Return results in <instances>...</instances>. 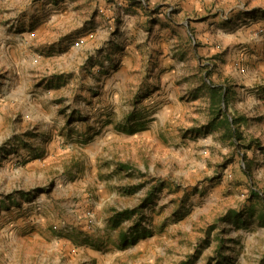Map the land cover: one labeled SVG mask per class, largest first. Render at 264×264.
Returning <instances> with one entry per match:
<instances>
[{
  "label": "rangeland",
  "instance_id": "obj_1",
  "mask_svg": "<svg viewBox=\"0 0 264 264\" xmlns=\"http://www.w3.org/2000/svg\"><path fill=\"white\" fill-rule=\"evenodd\" d=\"M62 1L0 0V264H264V0Z\"/></svg>",
  "mask_w": 264,
  "mask_h": 264
},
{
  "label": "crops",
  "instance_id": "obj_2",
  "mask_svg": "<svg viewBox=\"0 0 264 264\" xmlns=\"http://www.w3.org/2000/svg\"><path fill=\"white\" fill-rule=\"evenodd\" d=\"M79 0H64L61 3L65 4L66 7L63 5L61 8L64 9V13H60L59 15L62 16V19L58 21V26H62L63 30L66 31V26L70 25L69 29L72 28L71 24V19L70 17L72 16L73 13L76 14V12H79V8H77V2ZM114 3H107L106 0H87V7L86 8H95L97 5L100 8V10L103 11V14H108L112 13L116 8H115V3L118 4L123 12H127L128 16L130 15H135L136 12L140 13V15L144 16L146 12V3L145 0H141L142 2H136V0H113ZM70 6L71 9L67 10V8ZM33 13H30V15ZM68 15L70 17L68 18ZM131 18V16H130ZM127 21L125 23L126 29H133L132 24L134 22ZM47 22H41L38 24V27L40 31H45L46 33L50 32L52 30V26H47ZM29 32H27L24 36V38H28ZM24 35V34H23ZM9 43V44H7ZM20 43V42H19ZM7 44V45H6ZM21 44V43H20ZM57 44V45H56ZM98 44V43H97ZM97 44L93 43H88L86 48H93L94 46L97 47ZM54 46L52 47L53 49H57L58 51L54 50V53H59V52H64L65 49L67 48V44L65 40H62V42H57L53 44ZM107 45V44H106ZM45 46V44L43 45ZM108 46V45H107ZM110 46V45H109ZM47 47V46H46ZM141 46L139 44H129L127 48L123 51L122 48L114 52L116 56L119 58H122V61H126L128 63L132 62V58H140L141 56ZM3 51H0V83L3 81L5 85L1 87V92L4 96V103L0 105V107H16L15 102L19 99V95L22 94L23 91L18 92V89H22V87H18V84H15L13 80L16 78V75L19 74V71L17 69L18 66V61L19 59L17 58L16 55V48L11 44V42H4L3 44ZM49 48V47H48ZM112 48V47H111ZM108 49V47H107ZM110 50V48L108 49ZM113 50V49H112ZM115 50V49H114ZM126 51V52H125ZM115 56V55H114ZM115 56V57H116ZM10 59V60H9ZM17 60V63H16ZM23 60V59H22ZM1 128V126H0Z\"/></svg>",
  "mask_w": 264,
  "mask_h": 264
},
{
  "label": "trees",
  "instance_id": "obj_3",
  "mask_svg": "<svg viewBox=\"0 0 264 264\" xmlns=\"http://www.w3.org/2000/svg\"><path fill=\"white\" fill-rule=\"evenodd\" d=\"M212 91H213V94L217 97V103L219 101V105H218V109H217V115H218L220 113H223V110L220 107V102H221V99H222V91L218 87H213ZM237 120H238V118L232 117V119H231L232 124H235L237 122ZM231 122L227 118L226 123L230 124Z\"/></svg>",
  "mask_w": 264,
  "mask_h": 264
}]
</instances>
